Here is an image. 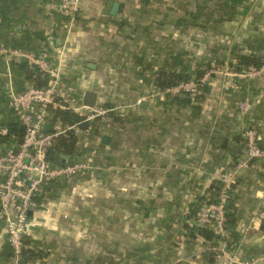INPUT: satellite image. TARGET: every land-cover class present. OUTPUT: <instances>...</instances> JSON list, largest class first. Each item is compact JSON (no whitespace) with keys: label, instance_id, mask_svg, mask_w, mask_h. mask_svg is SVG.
<instances>
[{"label":"crops","instance_id":"obj_1","mask_svg":"<svg viewBox=\"0 0 264 264\" xmlns=\"http://www.w3.org/2000/svg\"><path fill=\"white\" fill-rule=\"evenodd\" d=\"M113 3L114 16L107 13ZM1 48L59 66L69 102L82 104L92 91L95 107L115 109L112 119L85 130L86 143L85 132L77 136L72 161L92 152L98 169L71 185L52 183L30 213L24 264H213L225 243L200 238L197 203L215 197L221 177L243 157L245 129L255 127L264 148V77L225 89L226 79L211 74L193 98L151 95L160 72L195 78L235 70L244 55L264 56V0H81L73 22L56 0H0ZM6 61L0 55V128L8 132L0 153L15 149L22 134L9 89L23 90L28 71L38 75ZM245 99L252 104L247 114L235 105ZM263 175L264 160L254 161L226 201L224 247L256 264H264V219L251 221L264 213ZM9 262L0 216V264Z\"/></svg>","mask_w":264,"mask_h":264},{"label":"built area","instance_id":"obj_2","mask_svg":"<svg viewBox=\"0 0 264 264\" xmlns=\"http://www.w3.org/2000/svg\"><path fill=\"white\" fill-rule=\"evenodd\" d=\"M59 11L75 20L81 0H56ZM0 55L6 58L7 65L26 64L35 70L41 79L47 82L46 87H36L27 82L19 92L10 91V107L18 124L23 127L22 138L15 149L9 148L0 153V216L6 228V241L10 250L9 264H24L26 245L24 237L27 229L29 213L37 209V199L45 195V188L52 182L75 178L94 169L92 162L75 161L64 166L56 164L50 169L45 155L55 147L58 136L67 131H73L76 136L82 135L78 125L58 128L53 125L52 132L46 133L43 125L49 120V108L70 109L84 117L81 123H89L97 118L109 120L115 109L103 107L86 108L82 104L72 103L62 95L61 77L58 67L52 66L41 56L19 49H0ZM264 58V56H262ZM211 74L222 75L226 79L225 89L234 88L237 80H260L264 77L263 64L255 68L245 67L243 70H233L228 67L205 73L199 80L181 82L165 89H154L152 97L161 100L175 98H193L209 81ZM239 112L247 114L252 109L249 100L235 103ZM8 132L0 128V136ZM241 138L244 145V155L230 171L220 179L221 189L216 201L209 198L200 202L195 217L198 229L208 230L215 237L225 239L230 237L226 220V201L229 187L238 173L251 168L252 162L264 160V148L258 144V132L253 126L245 129ZM264 187V175L261 178ZM264 219V213H256L252 224ZM232 250L221 248L217 251V264H241L238 255ZM256 264V261L254 262Z\"/></svg>","mask_w":264,"mask_h":264},{"label":"trees","instance_id":"obj_3","mask_svg":"<svg viewBox=\"0 0 264 264\" xmlns=\"http://www.w3.org/2000/svg\"><path fill=\"white\" fill-rule=\"evenodd\" d=\"M263 61H264V58L262 56L257 57V56H253V55H244L239 60L238 64L236 65L237 67L235 68V70L241 71L245 67H248V66H253L255 68H258L263 64ZM20 65H21V68L23 70L28 71L27 68L25 67L26 64H20ZM33 71L36 72L35 70H33ZM36 74H37V72H36ZM203 75H204V72H198V74L195 78H190L189 75H182V74L176 75V74H167L165 72H160V73H158V75L155 78L154 86L156 89H165V88H168L171 86H175L181 82H186V81H189L192 79L199 80ZM37 76H34L33 73L28 71L26 81H29L30 83L35 84L36 87H40V88L46 87L47 82H45L39 76L38 77ZM180 99L181 98H177L176 100H180ZM181 100L184 101L186 99L182 98ZM105 108L109 109V106H106ZM49 115H50L49 122L52 124V126L57 122H59L63 128L79 124L78 127L84 131L87 130L88 126H89V124H87V123H81L84 120V117L82 115L76 114L70 109L63 110V109H59V108L53 109L50 107L49 108ZM110 118L112 119L111 114H110ZM52 131L53 130L51 129V132ZM15 132L18 134L19 133L18 129L15 130ZM20 135L22 138V134H20ZM77 143H78V138L74 134V132L73 131H67L65 134L57 137L54 150L57 151L58 153L62 154V155L69 156L70 160L68 163H73L75 161H72V157L76 153ZM253 163L254 162H252V165H253ZM60 181H62V180H60ZM63 181H65V180H63ZM52 183H54V182H52ZM52 183H50L49 186H46L45 195L42 198L37 199L38 206L40 205L41 201L47 199L49 188H50ZM220 189H221V181L218 182L217 187L214 188V190H215V192H219ZM204 200H206V199H202L197 203V208H198L199 203L204 201ZM226 210H227V208H226ZM227 212H228V210H227ZM229 218H230V216H228V213H226L227 223H229ZM199 230H198L199 231L198 234H199L200 238H202L206 242H212V240L215 236L210 231L203 230V229H199Z\"/></svg>","mask_w":264,"mask_h":264},{"label":"water","instance_id":"obj_4","mask_svg":"<svg viewBox=\"0 0 264 264\" xmlns=\"http://www.w3.org/2000/svg\"><path fill=\"white\" fill-rule=\"evenodd\" d=\"M118 7H119L118 3L111 4L107 9V13L112 16L116 15L118 11ZM96 99H97L96 93L92 91H86L82 97V105L86 108H94L96 105ZM51 129H52V124L49 121H46L43 125L44 132L49 133L51 132ZM21 131L23 132V127H21ZM109 142H110V138L108 136L102 137V144L107 145L109 144ZM45 160L49 162L50 169H53L58 163L61 166H64L66 163L69 162L70 157L66 155H62L53 149H49L45 155Z\"/></svg>","mask_w":264,"mask_h":264},{"label":"rangeland","instance_id":"obj_5","mask_svg":"<svg viewBox=\"0 0 264 264\" xmlns=\"http://www.w3.org/2000/svg\"><path fill=\"white\" fill-rule=\"evenodd\" d=\"M56 67H58L59 68V66H56ZM60 69V68H59ZM212 70H216V69H212ZM184 99V98H183ZM173 100V99H172ZM135 105H136V103H135ZM123 108V106H120V108ZM119 108V109H120ZM98 121H101V122H107L108 120H105V119H101V118H97L96 120H94V121H92V122H89V123H87V124H89V126H88V128L89 127H92V126H94V124L96 123V122H98ZM88 130V129H87ZM87 139H89V136H88V134H87V136H86V138L84 139V141H85V143H86V141H87ZM92 153V152H91ZM91 153L88 155V159H87V157H86V160H82L83 162H90V159H92L91 157H90V155H91ZM92 162V161H91ZM92 165H93V163H92ZM93 167H94V169L96 170V166L95 165H93ZM91 170V171H89V172H86V173H83V174H92L93 172H95V170ZM98 169V168H97ZM82 174V175H83ZM74 178H70V179H66L68 182H67V184H70L71 185V183H73V180ZM235 180V179H234ZM233 184V183H232ZM230 188V187H229ZM219 192H217L216 193V195H215V197H213V198H209L210 200H213V201H216L217 200V198H218V194ZM215 199V200H214ZM251 225H253L252 224V222H251ZM87 231L88 230H90V229H86ZM229 231V230H228ZM229 239H230V237H229ZM220 240L222 241V242H224L225 243V247L227 248L228 247V245H229V243H230V241L227 239V238H225V239H221L220 238ZM221 247V248H225V247ZM208 250H210V248L211 247H209V246H207L206 247ZM220 248V249H221ZM219 250V248L216 250V251H214L215 253V255H213V260H214V263L213 264H217L218 263V261L216 260V254H217V251ZM227 250V249H226ZM231 252H234V253H236L237 254V252L235 251V249L233 248V251H231ZM238 255V254H237ZM238 258H239V262L241 263V264H254V262L252 261V259H249V260H247V261H243V260H241L240 259V257H239V255H238Z\"/></svg>","mask_w":264,"mask_h":264}]
</instances>
